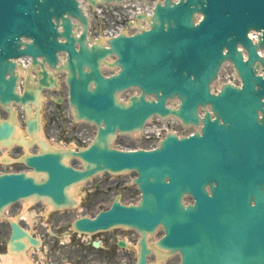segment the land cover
Listing matches in <instances>:
<instances>
[{
  "label": "water",
  "instance_id": "water-1",
  "mask_svg": "<svg viewBox=\"0 0 264 264\" xmlns=\"http://www.w3.org/2000/svg\"><path fill=\"white\" fill-rule=\"evenodd\" d=\"M194 12L202 14L197 23ZM71 18L82 26L78 35ZM150 20L148 29L109 38L108 47L88 45V21L77 0H0V102L30 98L26 92L21 97L14 92L10 58L30 56L33 64L55 67L57 53L63 51L66 59L60 68L67 70L75 117L98 125L93 143L73 153L85 161V171L46 153L30 157L31 166L48 174L42 183L24 174L0 175V210L32 193L61 201L63 186L98 170L134 169V181L142 190L140 203L114 205L94 220H80L79 228L122 223L150 231L161 223L165 236L159 244L179 251V264H264V74L254 75L250 66L259 59L264 72V59L245 35L249 28L262 29L258 45L264 48V0H164L156 3ZM237 41L247 46L248 60L241 59ZM110 54L116 59L108 65L118 71L103 76L100 62ZM225 59L234 63L242 85L224 84L211 93L209 83ZM41 74L39 83L48 85L46 71ZM131 86L138 87L140 95L120 103L116 92ZM173 96L180 100L178 108L165 107L166 98ZM206 104L214 118L208 110L204 113L200 133L181 138L168 133L151 150L108 146L107 137L115 129H137L153 113L197 124V107ZM9 131L1 126L0 136ZM184 194L193 196L192 205L182 204ZM138 264L146 263L141 258Z\"/></svg>",
  "mask_w": 264,
  "mask_h": 264
},
{
  "label": "flooded vegetation",
  "instance_id": "flooded-vegetation-1",
  "mask_svg": "<svg viewBox=\"0 0 264 264\" xmlns=\"http://www.w3.org/2000/svg\"><path fill=\"white\" fill-rule=\"evenodd\" d=\"M28 84L32 78L26 72L21 76ZM56 91V90H55ZM51 92L45 91L49 96ZM62 105L47 99L42 105L43 119L41 128L49 144L66 141L56 120L62 119ZM13 116L0 105V121L9 120L21 133H12L9 140L0 141V171L30 173L25 156L39 148L35 138L30 136L25 111L17 105L12 108ZM78 132L87 134L88 124H80ZM52 137V138H51ZM123 135H118L121 140ZM70 162L77 164L76 158ZM129 173H98L88 180L67 190L70 200L54 204L50 199L33 198L26 202H16L6 208L0 217V264H136L142 244L148 248L146 260L155 264H175L177 254L156 253V242L162 235V229L142 234L130 226H112L91 232H82L74 228V221L81 217H93L100 210L111 206L114 201L121 204H134L140 198L138 187L132 182ZM12 223H17L34 244L26 238L25 247L15 250L7 245L11 235Z\"/></svg>",
  "mask_w": 264,
  "mask_h": 264
},
{
  "label": "rangeland",
  "instance_id": "rangeland-1",
  "mask_svg": "<svg viewBox=\"0 0 264 264\" xmlns=\"http://www.w3.org/2000/svg\"><path fill=\"white\" fill-rule=\"evenodd\" d=\"M124 97H126V95L124 96ZM65 118V120H66V123H67V125H69L68 124V118H66V117H64ZM57 125L59 124V129L61 130V132H62V137H63V139L64 140H66V141H63V142H65L66 144L65 145H75L76 143H79L80 142V144H81V141H80V139L76 136V135H72V132L73 131H71V130H69V129H67V125L66 126H64L63 125V123L60 121V120H56V122H55ZM88 130H89V128H88ZM91 134H92V130L90 129V133H87V137L88 136H91ZM74 142H76V143H74ZM79 144V145H80ZM78 145V144H77ZM76 146V145H75Z\"/></svg>",
  "mask_w": 264,
  "mask_h": 264
},
{
  "label": "bare ground",
  "instance_id": "bare-ground-1",
  "mask_svg": "<svg viewBox=\"0 0 264 264\" xmlns=\"http://www.w3.org/2000/svg\"><path fill=\"white\" fill-rule=\"evenodd\" d=\"M144 5H147L146 1L144 2ZM132 6H133V4L126 2L124 7H125L126 9H127V8L130 9ZM136 9L140 10L141 7H140L139 5H137ZM25 65H26V61H25ZM19 73H20V72H19ZM32 76H33V77H36L35 72H34V74H33ZM40 107H41V100H39V108H40Z\"/></svg>",
  "mask_w": 264,
  "mask_h": 264
}]
</instances>
